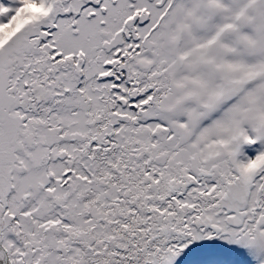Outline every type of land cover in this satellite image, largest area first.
Here are the masks:
<instances>
[{
	"label": "snow or ice",
	"instance_id": "snow-or-ice-1",
	"mask_svg": "<svg viewBox=\"0 0 264 264\" xmlns=\"http://www.w3.org/2000/svg\"><path fill=\"white\" fill-rule=\"evenodd\" d=\"M0 264H264V0H0Z\"/></svg>",
	"mask_w": 264,
	"mask_h": 264
}]
</instances>
